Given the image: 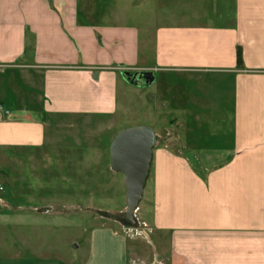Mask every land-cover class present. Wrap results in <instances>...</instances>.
Masks as SVG:
<instances>
[{"label": "crops", "instance_id": "0c3cea01", "mask_svg": "<svg viewBox=\"0 0 264 264\" xmlns=\"http://www.w3.org/2000/svg\"><path fill=\"white\" fill-rule=\"evenodd\" d=\"M93 7L92 0H0V104L11 110L0 120V167H38L45 182L58 179L68 164L59 158L64 132L114 112L126 85L138 108L151 99L172 119H206V128L194 129H206L215 147L194 138L191 149L214 152L198 161L216 169L195 174L175 148L188 146L193 128H176L177 142L154 147L140 216L154 247L110 224H92L77 239L74 206L57 221L58 203L4 210L0 202V264H264V0H219L203 18L192 10L168 24L96 20ZM128 69L143 82H128ZM16 152L40 158L27 166ZM54 226L73 235L49 239Z\"/></svg>", "mask_w": 264, "mask_h": 264}, {"label": "rangeland", "instance_id": "374dc122", "mask_svg": "<svg viewBox=\"0 0 264 264\" xmlns=\"http://www.w3.org/2000/svg\"><path fill=\"white\" fill-rule=\"evenodd\" d=\"M92 1L96 5L93 7L97 12L94 15L96 20L111 18L120 21L124 17L125 23L137 25L140 24L141 20H147L150 24H168L170 20H180L184 14L191 16L190 11L192 10L202 12L198 15L203 18L204 15L202 14L207 13L209 8H216L219 2V0ZM174 4H176L175 8H173ZM127 71L126 80L128 82L133 84L143 82L144 78L139 76L137 79L136 74H130L129 69ZM124 86L126 85H121L117 90L114 112H107L105 115H97L89 119H80L73 131L67 129L69 135L66 131L64 132L63 142L65 145L62 147L59 158L68 164L58 169V179L53 181L51 177L49 179L52 181L45 182L38 167L33 169L15 165L10 167L7 164L0 167V202L4 210L24 206L50 207L54 206V203H58L64 212L63 215L54 216L55 220L58 221L60 218H64L68 211L72 210L70 207L74 206L76 210L72 211L79 212L78 220L80 222V231H76V228L73 229L75 230L74 234L78 232L77 239H81L83 233L92 224H110L118 231L125 233L130 239L148 243L151 245L150 247H154L153 233L147 230V224L140 218L141 213L145 212V206H147L150 198L151 179L147 180L143 193L144 197L134 214L135 223L131 224L125 217L126 199L123 175L110 169V143L121 130L132 126L152 128L156 136L155 146H161L177 142L176 128L194 129L199 126L206 128L208 125H206V119H172L168 116L166 107L160 103L159 110L154 111L151 99L147 102L148 109L144 107L146 105L143 108L140 105L138 108L135 89L125 87L127 89L124 90ZM162 94L160 92L159 96ZM163 96L166 97V94ZM212 103L213 100L210 104ZM211 115L216 116V113L213 111ZM197 130L196 128L192 132L193 135L189 138L188 146L183 141H178L175 148L179 147L181 155L182 153L186 155L195 174L205 177L214 172L216 168L214 165L202 166L198 157L208 154L211 158L214 152H200L194 148L191 149L192 139L200 140V145L205 147H215V138L209 135L206 129L199 132ZM32 153L16 152L12 157L26 160L28 166L31 158H40V154ZM70 162L71 165H69ZM207 162L215 163L209 160ZM32 174L40 177L41 180L35 179ZM48 175L52 176L50 173ZM47 194L52 198L55 196L56 199L45 198ZM10 196L13 198L11 199ZM40 196H44V198H38ZM74 220H76V216H74ZM53 229L45 232L49 239H60L61 235L67 239L73 235L72 230L61 232L60 227L57 226H54ZM77 239L74 241L75 243L78 242Z\"/></svg>", "mask_w": 264, "mask_h": 264}, {"label": "water", "instance_id": "95a60500", "mask_svg": "<svg viewBox=\"0 0 264 264\" xmlns=\"http://www.w3.org/2000/svg\"><path fill=\"white\" fill-rule=\"evenodd\" d=\"M155 141L152 128L132 126L116 134L109 146L110 169L123 175L125 217L131 224L149 177Z\"/></svg>", "mask_w": 264, "mask_h": 264}, {"label": "built area", "instance_id": "2783aa9c", "mask_svg": "<svg viewBox=\"0 0 264 264\" xmlns=\"http://www.w3.org/2000/svg\"><path fill=\"white\" fill-rule=\"evenodd\" d=\"M11 116V110L0 104V120L9 118Z\"/></svg>", "mask_w": 264, "mask_h": 264}, {"label": "trees", "instance_id": "16d2710c", "mask_svg": "<svg viewBox=\"0 0 264 264\" xmlns=\"http://www.w3.org/2000/svg\"><path fill=\"white\" fill-rule=\"evenodd\" d=\"M236 64L237 67H242V53L240 47H237L236 49Z\"/></svg>", "mask_w": 264, "mask_h": 264}]
</instances>
